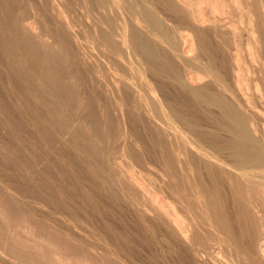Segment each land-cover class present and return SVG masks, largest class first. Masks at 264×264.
I'll use <instances>...</instances> for the list:
<instances>
[{
	"label": "bare ground",
	"instance_id": "obj_1",
	"mask_svg": "<svg viewBox=\"0 0 264 264\" xmlns=\"http://www.w3.org/2000/svg\"><path fill=\"white\" fill-rule=\"evenodd\" d=\"M0 264H264V0H0Z\"/></svg>",
	"mask_w": 264,
	"mask_h": 264
},
{
	"label": "rangeland",
	"instance_id": "obj_2",
	"mask_svg": "<svg viewBox=\"0 0 264 264\" xmlns=\"http://www.w3.org/2000/svg\"><path fill=\"white\" fill-rule=\"evenodd\" d=\"M50 21H51V20H50ZM48 23H49V22H48ZM71 54H72V53H71ZM76 59L78 60V58H76ZM73 62H74V65H76L77 62L75 61V59H74ZM134 116H135V115H134ZM136 116H137V118L141 121V117H140V115H136ZM136 116H135V117H136ZM138 116H139L140 118H139ZM137 118H136V122H134V123H135L134 125H135V126L138 125L139 127L136 126V128H135V132H136V131L138 132V131L140 130V131H139V134H140L142 130L145 131V127L143 126L144 129H143L142 127H141L142 129L140 128V126H142V124H143V121H141V123L139 122V124H136V123H138V122H137V121H138ZM135 126H134V127H135ZM138 128H139V129H138ZM137 132L135 133L136 135L138 134ZM144 134H146V133L142 131V134H141V135L144 136ZM143 136H142V137H143ZM139 137H140V136H139ZM139 137H138V135L136 136V138H139ZM142 137H140L138 140L140 141V140L145 139V138H144L145 136L143 137V139H141ZM140 142H142V141H140ZM143 144H146L145 141H143ZM148 145H149V144H148ZM144 146H145V145H144ZM146 146H147V145H146ZM147 147H148V146H147ZM149 149H150V148H149ZM4 166H5V165H4ZM5 167H8V165H6ZM5 169H6V168H5ZM7 170H8V168H7ZM8 172H9V170H8ZM9 173L13 174V172H11V171H10ZM146 173H147V174H146ZM153 173H154V174H153ZM143 175H144L145 177H148V178L151 179L152 181L156 179V178H155V170H154L153 168H150V171L148 170L147 172H143ZM148 178H146V181H145V180H144V181L147 182V180H149ZM105 208H106V207H105ZM105 208H104V210H102V208H99V209L101 210V212H98V213H100L101 216L104 215V214H101V213H103L102 211L106 212V211H105Z\"/></svg>",
	"mask_w": 264,
	"mask_h": 264
}]
</instances>
